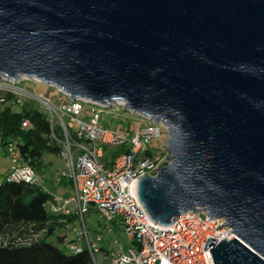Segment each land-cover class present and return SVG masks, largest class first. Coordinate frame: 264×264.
<instances>
[{
	"label": "water",
	"instance_id": "obj_1",
	"mask_svg": "<svg viewBox=\"0 0 264 264\" xmlns=\"http://www.w3.org/2000/svg\"><path fill=\"white\" fill-rule=\"evenodd\" d=\"M3 77L165 125L150 219L204 209L214 264H264V0H0Z\"/></svg>",
	"mask_w": 264,
	"mask_h": 264
},
{
	"label": "built area",
	"instance_id": "obj_2",
	"mask_svg": "<svg viewBox=\"0 0 264 264\" xmlns=\"http://www.w3.org/2000/svg\"><path fill=\"white\" fill-rule=\"evenodd\" d=\"M24 80L39 82L35 78L3 77L0 81L5 86H0V89L14 92L16 85ZM62 93L64 103L60 109L40 99L52 112V124L57 123L62 128V156L69 172L62 171L61 175L72 179L75 194L57 198V204L52 205V209L61 214H71L68 203L73 201L81 216L91 208L107 222H114L120 227L130 237L132 245L126 249L120 246L108 264H214L210 252L213 245L204 249L207 240L214 238L217 243L236 237L230 226L222 225L225 223L223 218L210 217L204 209L188 210L172 219L173 223L161 225L150 219L137 198L139 177L143 174L155 175L157 168L164 164L158 160L157 154H152L148 149L152 140L161 136L159 125L162 123L156 124L150 119L153 125L137 127L128 136L123 131L100 127L98 119L101 112L96 109H92L90 120L84 121L81 103L88 102L71 99L67 93ZM89 104L93 108H106ZM111 107L123 109V104ZM60 111L68 118V123L59 115ZM27 125L28 121H23L22 126ZM163 127L168 131L165 125ZM110 145L124 149L111 158L107 153ZM7 152L11 161L5 175L7 180L38 181L36 171L21 160L11 144L7 146ZM84 234L91 254L99 252L98 243L103 240L100 234H96L92 240L88 238L86 229ZM81 244L74 241L66 246L71 251H78Z\"/></svg>",
	"mask_w": 264,
	"mask_h": 264
},
{
	"label": "trees",
	"instance_id": "obj_3",
	"mask_svg": "<svg viewBox=\"0 0 264 264\" xmlns=\"http://www.w3.org/2000/svg\"><path fill=\"white\" fill-rule=\"evenodd\" d=\"M0 98V145L7 150L11 144L24 163L36 173L43 172L48 165L45 157L58 156L64 149L61 126L52 124L50 116L38 107L21 105L20 110H13L19 102L14 92L4 90ZM25 120L28 125L24 127ZM123 149H108L107 153L113 158ZM55 204L56 195L39 181L5 178L0 182V264H98L86 243L78 251L67 248L70 242H65L58 230L73 216L54 211Z\"/></svg>",
	"mask_w": 264,
	"mask_h": 264
},
{
	"label": "rangeland",
	"instance_id": "obj_4",
	"mask_svg": "<svg viewBox=\"0 0 264 264\" xmlns=\"http://www.w3.org/2000/svg\"><path fill=\"white\" fill-rule=\"evenodd\" d=\"M1 84H3L2 81H0V86H5ZM13 91L18 95L19 99V102L13 105V110H20L21 105H24L25 107L32 105L46 112L49 116H52L51 110L41 99L53 103L54 106L59 109L64 103L63 93L57 88L48 86L44 83L24 80L18 83ZM3 92L4 90L0 89V94ZM81 106L83 107L82 119L84 121H89L93 113L92 109H96L101 112L98 119V125L100 127L123 131L128 136H130L137 127H149L153 125L150 119L143 118L138 114L123 110L120 107L100 109L93 108L89 103L83 102L81 103ZM59 115H61L63 120L68 123V118L64 116L61 111L59 112ZM58 118V115L55 114V119L58 120ZM159 126L161 136L153 139L151 144L148 145V149L152 154H157L158 160L164 163L168 161L167 156L170 154L166 148L165 141L168 137V132L162 124ZM108 148L110 152L117 149L115 145H110ZM45 161L48 162V165L43 172L37 173L38 181L44 186V188H47L51 193L55 194L57 198L74 195L75 191L72 179L68 176L61 175L62 171H66L67 174L69 172L66 160L62 154L58 156L49 154L45 157ZM10 163L11 161L7 150L3 145H0V182L5 179ZM68 209H70L73 219L68 222L64 229L58 230L59 236H65V242L80 241L84 244V229H86L90 239H93L96 234H100L103 240L99 242L98 245L105 244L108 253L103 255L95 253V260L98 264H108L111 257L118 251L120 246L126 249L128 246L132 245L130 237H128L120 227L115 225L114 222H107L105 219L101 218L95 210L89 208V211L81 216L78 213L75 202L68 204ZM109 228L111 229L110 231Z\"/></svg>",
	"mask_w": 264,
	"mask_h": 264
},
{
	"label": "crops",
	"instance_id": "obj_5",
	"mask_svg": "<svg viewBox=\"0 0 264 264\" xmlns=\"http://www.w3.org/2000/svg\"><path fill=\"white\" fill-rule=\"evenodd\" d=\"M73 201H71L70 203H72ZM70 203H68V204H70ZM72 214V213H71ZM88 235V234H87ZM88 238H89V236H88ZM90 239V238H89ZM90 240H92V239H90ZM84 243H85V239H84ZM98 247H99V253L101 254V255H103V254H107L108 253V250H107V248H106V246H105V244H99L98 245ZM104 248V249H103Z\"/></svg>",
	"mask_w": 264,
	"mask_h": 264
}]
</instances>
